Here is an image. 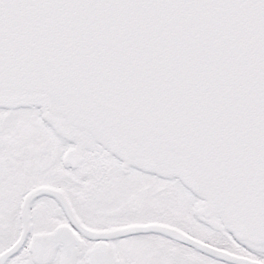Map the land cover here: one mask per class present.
<instances>
[{"label": "snow or ice", "instance_id": "snow-or-ice-1", "mask_svg": "<svg viewBox=\"0 0 264 264\" xmlns=\"http://www.w3.org/2000/svg\"><path fill=\"white\" fill-rule=\"evenodd\" d=\"M0 264H264V0H0Z\"/></svg>", "mask_w": 264, "mask_h": 264}]
</instances>
